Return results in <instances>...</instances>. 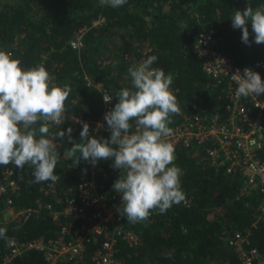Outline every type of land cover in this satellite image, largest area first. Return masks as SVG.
<instances>
[{"label": "trees", "instance_id": "obj_1", "mask_svg": "<svg viewBox=\"0 0 264 264\" xmlns=\"http://www.w3.org/2000/svg\"><path fill=\"white\" fill-rule=\"evenodd\" d=\"M249 4L255 9L264 5V0H127L115 9L102 6L100 0H0V50L19 59L24 69L43 65L55 77V85L71 88L65 101L64 123L47 124L48 138L60 153L54 170L59 179L55 183H36L27 165L23 169L13 164L0 166V179L11 170L16 187L0 197V227L7 229V237L19 242L57 238L76 222L62 214L53 218V212L62 210L63 202L79 184L93 180L101 193L109 195L119 175H124L123 170L111 166V160H99L95 166L82 160L72 166L66 155L72 143L67 137L60 140L55 136L58 130L70 127L73 143H81L83 124L75 120L91 125L100 119L104 104L92 83L113 96L114 107L116 93L131 87L129 67L155 55L157 60L151 67L173 77L170 89L180 109L170 117L169 127L183 125L187 117L223 116L227 104L225 83L203 73L202 60L193 46L201 33H210L219 40L220 54L237 66L264 61V44L254 42L251 24L247 25L249 44L242 41L241 30L232 27L230 18L235 11H243ZM99 20L102 23L94 26ZM81 30L82 46L73 50L69 43ZM131 123L133 132L136 124ZM89 135L108 139L110 130L107 126ZM261 142L256 155L264 161V131ZM205 148L193 144L175 151L174 163L182 170L180 181L186 204H173L164 214L155 210L138 223L120 216L117 225L139 238L132 247L117 238L115 256L121 264H241L228 244L236 232L248 238L264 264L261 193L247 185L238 172L227 173L224 168L212 166ZM48 205L51 210L46 209ZM8 208L20 215L8 217ZM103 240L100 237L85 245L79 260L56 264H94L93 256ZM7 252L8 244L0 239V264ZM7 264L47 262L41 252L32 250Z\"/></svg>", "mask_w": 264, "mask_h": 264}, {"label": "clouds", "instance_id": "obj_2", "mask_svg": "<svg viewBox=\"0 0 264 264\" xmlns=\"http://www.w3.org/2000/svg\"><path fill=\"white\" fill-rule=\"evenodd\" d=\"M126 3L127 0H100L102 6L114 9ZM230 19L232 27L241 30L245 44H249V23L254 42L264 44V5L254 9L249 4L243 11L236 10ZM156 60L155 55L148 56L129 67L131 87L116 93L117 102L104 116L110 138L91 137L87 123H83L80 132L81 143H73L70 127L55 134L72 143L66 153L72 166L82 160L93 166L99 160H111L114 169L124 171L112 188L121 195L119 215L130 223L147 220L155 210L164 214L173 204L186 199L181 189L182 170L174 163L175 147L165 139L172 132L170 117L180 109L170 89L173 77L151 67ZM20 65L19 59L0 50V166L13 164L23 169L27 165L32 169L34 182L55 183L59 179L54 170L60 153L48 138L47 124L64 123L65 101L71 88L55 85V77L43 65L28 69ZM237 73V96L264 94V80L259 73L248 67L242 74ZM112 97L104 94L103 100L109 103ZM131 121H135V132L130 131ZM6 233L7 229L0 227V239L11 246L14 241Z\"/></svg>", "mask_w": 264, "mask_h": 264}, {"label": "built area", "instance_id": "obj_3", "mask_svg": "<svg viewBox=\"0 0 264 264\" xmlns=\"http://www.w3.org/2000/svg\"><path fill=\"white\" fill-rule=\"evenodd\" d=\"M101 23L102 20H99L93 25ZM83 33L84 30H81L70 41L73 50L81 48ZM219 47V40L212 34L201 33L194 43L193 51L202 60L203 73L218 83L221 81L225 83L227 104L224 115L209 118L187 117L183 125L170 127L171 135L165 139L174 145L175 151L193 144L198 147L206 146L205 153L212 166L224 168L227 173L238 172L247 185L259 190L261 193L259 211L264 217V161H260L256 155L261 148V136L264 131V94L250 95L247 98L236 95L238 87L236 76L239 75L237 72L242 74L245 67L237 66L222 56ZM140 62L141 60L137 61L136 65ZM247 67L259 73L264 80V61L254 62ZM92 85L98 89L104 104V112L100 119L90 122L89 132L95 135L98 130L107 127L104 116L113 108V101L105 103L103 96L109 93L98 84ZM75 123L80 124L82 120L76 119ZM135 131L136 127L133 132ZM12 174L11 170L2 174L0 197L6 195L8 190H15V183L11 180ZM183 202L186 204L187 200ZM120 205L121 195L115 190L105 195L99 191L93 180L82 182L76 192L63 202L62 210L53 212V218L62 214L75 221L76 225L71 229L64 228L55 239L40 238L25 242L12 239L14 243L8 245L3 264L32 250L41 252L47 264L79 260L85 245L96 242L100 237L104 240L101 248L93 256L94 264H121L115 256L117 238L124 240L129 247L137 245L139 238L133 231L117 225L116 222L120 220L117 209ZM46 209L51 210V206L48 205ZM6 213L11 216L20 215L9 208ZM228 244L237 252L241 264L262 263L258 251L250 246L248 238L243 233H234L228 239Z\"/></svg>", "mask_w": 264, "mask_h": 264}, {"label": "rangeland", "instance_id": "obj_4", "mask_svg": "<svg viewBox=\"0 0 264 264\" xmlns=\"http://www.w3.org/2000/svg\"><path fill=\"white\" fill-rule=\"evenodd\" d=\"M81 124H83V122L82 123H80V124H78V125H81ZM89 127H90V125H89ZM10 215H8V217H9Z\"/></svg>", "mask_w": 264, "mask_h": 264}]
</instances>
